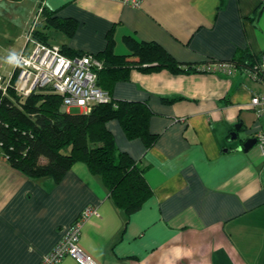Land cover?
<instances>
[{
  "label": "crops",
  "instance_id": "0c3cea01",
  "mask_svg": "<svg viewBox=\"0 0 264 264\" xmlns=\"http://www.w3.org/2000/svg\"><path fill=\"white\" fill-rule=\"evenodd\" d=\"M0 1L18 7L12 18L25 29L38 15L41 23L39 0ZM138 1L135 8L120 0L42 6L74 24L70 36L47 31L48 44L66 56H96L109 42L115 54H126L124 40L132 36L195 68L131 69L111 86L112 98L142 102L151 113L149 131L158 138L149 149L128 139L117 120L105 124L116 148L146 168L150 196L126 218L82 163L55 182L31 179L0 157V264H38L87 207L98 216L84 222L78 245L97 264H264L261 158L255 145L239 149L255 122L249 101L263 89L249 70L264 49V0ZM59 264L78 263L65 257Z\"/></svg>",
  "mask_w": 264,
  "mask_h": 264
},
{
  "label": "trees",
  "instance_id": "16d2710c",
  "mask_svg": "<svg viewBox=\"0 0 264 264\" xmlns=\"http://www.w3.org/2000/svg\"><path fill=\"white\" fill-rule=\"evenodd\" d=\"M42 1L37 5L42 21L35 24L32 36L45 44L49 29L70 36L72 20L56 17L42 6ZM124 42L126 54H115L109 42L104 51L94 56L101 61V67L96 69V84L110 99L92 105L89 112L64 109L61 97L49 89H39L28 96L17 94L12 85L6 94L0 91V157L31 179L51 177L55 182L73 164L82 163L91 175L100 177L114 205L128 218L151 194L144 178L146 168L116 148L105 124L117 120L126 137L140 139L145 149L152 147L158 136L149 131L151 113L146 104L112 98L111 86L127 79L131 69L189 74L195 68L178 62L156 42L139 41L132 36H126ZM66 53L69 57L82 55Z\"/></svg>",
  "mask_w": 264,
  "mask_h": 264
},
{
  "label": "built area",
  "instance_id": "2783aa9c",
  "mask_svg": "<svg viewBox=\"0 0 264 264\" xmlns=\"http://www.w3.org/2000/svg\"><path fill=\"white\" fill-rule=\"evenodd\" d=\"M120 1L133 8L139 5L138 0ZM35 20L25 33L23 49L8 57L13 69L6 75H0V91L6 94L7 88L12 85L17 94L28 96L36 90L49 89L61 97L64 109L76 108L80 112H89L96 103L108 102L110 95L96 84V69L101 67V61L93 55L69 57L59 47L39 42L32 36ZM217 68L228 72L232 70V66L227 64H218ZM249 74L263 85L262 91L253 94L249 101L255 122L247 133L256 141L264 174V49ZM92 216H98L97 209L85 208L60 242L38 264H59L65 257H71L78 264H97L78 245L82 226Z\"/></svg>",
  "mask_w": 264,
  "mask_h": 264
},
{
  "label": "rangeland",
  "instance_id": "374dc122",
  "mask_svg": "<svg viewBox=\"0 0 264 264\" xmlns=\"http://www.w3.org/2000/svg\"><path fill=\"white\" fill-rule=\"evenodd\" d=\"M17 8L18 7L12 3L0 1V75H6L12 71L13 67L8 63V57L11 53L20 51L26 42L25 33L28 28L25 29L26 26L24 27L20 24L21 19L15 21L12 18V13H14V10H18ZM35 16V13H33L31 17L34 18ZM38 16H36V19H38ZM28 49H30V47ZM71 112L78 113V110L76 108H71ZM248 113L250 117L253 114L252 111H248ZM249 126L250 124L247 123L245 127L248 129ZM245 132L246 130L244 132L241 131L240 135L246 137ZM242 133H244V135Z\"/></svg>",
  "mask_w": 264,
  "mask_h": 264
},
{
  "label": "water",
  "instance_id": "95a60500",
  "mask_svg": "<svg viewBox=\"0 0 264 264\" xmlns=\"http://www.w3.org/2000/svg\"><path fill=\"white\" fill-rule=\"evenodd\" d=\"M241 123H237L235 125V131L231 135L232 140H237V132L240 130ZM242 141V144L239 146V149L243 150L244 152H248L254 145H255V139L254 138H246L245 140H240Z\"/></svg>",
  "mask_w": 264,
  "mask_h": 264
}]
</instances>
